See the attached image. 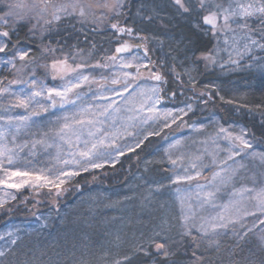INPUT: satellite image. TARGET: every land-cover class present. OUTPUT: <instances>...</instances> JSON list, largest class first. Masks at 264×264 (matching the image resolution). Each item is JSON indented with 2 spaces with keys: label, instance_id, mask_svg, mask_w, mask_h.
<instances>
[{
  "label": "snow or ice",
  "instance_id": "1",
  "mask_svg": "<svg viewBox=\"0 0 264 264\" xmlns=\"http://www.w3.org/2000/svg\"><path fill=\"white\" fill-rule=\"evenodd\" d=\"M0 221V264H264V0H0Z\"/></svg>",
  "mask_w": 264,
  "mask_h": 264
},
{
  "label": "rangeland",
  "instance_id": "2",
  "mask_svg": "<svg viewBox=\"0 0 264 264\" xmlns=\"http://www.w3.org/2000/svg\"><path fill=\"white\" fill-rule=\"evenodd\" d=\"M113 183H115V181H113ZM102 188L103 189H101V190L96 188V189H93V191L97 192V193H101V194H103L105 192H107L108 194H111L112 189H111V186H110L109 181L107 179L104 180ZM2 228H3V223H2V221H0V230H2Z\"/></svg>",
  "mask_w": 264,
  "mask_h": 264
},
{
  "label": "trees",
  "instance_id": "3",
  "mask_svg": "<svg viewBox=\"0 0 264 264\" xmlns=\"http://www.w3.org/2000/svg\"><path fill=\"white\" fill-rule=\"evenodd\" d=\"M117 167H119V165L117 166ZM107 186V185H106ZM103 187V184H100L99 182H97L96 184H95V186H94V188L93 189H96V188H98V189H103L102 188Z\"/></svg>",
  "mask_w": 264,
  "mask_h": 264
}]
</instances>
